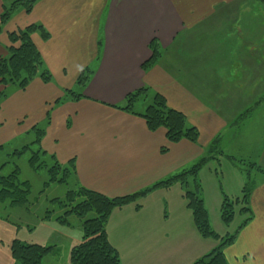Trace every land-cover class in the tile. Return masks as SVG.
Segmentation results:
<instances>
[{"label": "crops", "instance_id": "0c3cea01", "mask_svg": "<svg viewBox=\"0 0 264 264\" xmlns=\"http://www.w3.org/2000/svg\"><path fill=\"white\" fill-rule=\"evenodd\" d=\"M14 1L0 0V14ZM241 3L239 0H37L28 14L18 8L0 33V59L8 56L11 46L8 34L31 25L41 26L48 39L43 40L35 32L31 40L52 82L44 84L34 79L24 90L0 88L7 94L0 104L1 149L11 152L19 148L27 141L31 129L41 125L45 134L40 141L41 149L55 156L61 165L73 161L76 187L108 198L144 191L190 168L204 157L215 138L223 142L228 133L242 127L243 120H237L242 102L248 94L250 98L245 103L257 97L255 90L244 89L242 94L241 87L251 79L246 70H254L248 65V56H252L255 64L263 63L264 43L257 47L256 43L248 46L239 41L238 24L247 22L248 17L244 2ZM217 34L228 38V43L215 44ZM152 39L158 41L161 57L144 73L141 67L152 55L149 49ZM85 68L93 71V75L82 92L84 98L53 108L52 104L65 90L75 88L76 79ZM232 68L234 76L230 82V76L224 72ZM143 87L162 95L169 107L183 113L188 124L197 127L200 136L196 144L185 140L169 144L165 130L150 132L143 119L113 108L123 106L128 94ZM247 118L245 115L244 120ZM233 138L228 139L236 144ZM249 138L256 139V135ZM262 140L259 137L254 153L246 152L244 144L237 140L238 150L243 147V152L236 153L232 145L228 156L257 164L264 172ZM162 148L167 150L162 153ZM251 177L254 185L248 199L249 220L237 228L233 243L223 250L227 264H264V173L256 172ZM176 187L177 184L152 190L135 204L111 213L106 233L121 264H192L207 254L209 249H199L207 240H200L192 228L190 212L180 211L182 205L175 201L164 206L163 217L159 215L160 203L171 195L166 191ZM161 192L167 194L144 208L141 201ZM182 216L185 222H181ZM116 219L118 222L114 224ZM57 225L70 249L80 241V231L73 236L70 226L67 230ZM18 228L0 220V264H13L10 244L14 239L20 240ZM214 243L210 244L212 249ZM70 249L64 264H69ZM52 262H57L55 248L42 264Z\"/></svg>", "mask_w": 264, "mask_h": 264}, {"label": "trees", "instance_id": "16d2710c", "mask_svg": "<svg viewBox=\"0 0 264 264\" xmlns=\"http://www.w3.org/2000/svg\"><path fill=\"white\" fill-rule=\"evenodd\" d=\"M37 0H16L8 7H4L0 14V33L3 26L8 22L10 16L18 8H22L25 13H30L34 3ZM264 0H259L263 4ZM38 32L43 40H47L49 35L41 27L31 25L24 29H19L8 34V39L11 44L8 49V56L0 59V86H12L17 90H24L31 81L39 78L44 84L52 82V76L45 67L42 57L36 47L34 46L31 36ZM151 57L142 65V71L147 73L158 62L161 57V51L158 41L152 39L149 44ZM93 75V71L88 68L82 70L74 89L65 90L63 96L54 101V107L61 106L66 101H78L82 98V92L86 88ZM5 91H0V104L6 99ZM146 98L148 102L147 107L142 114H136L132 111L133 105L140 99ZM120 111L135 115L144 120L147 129L150 132H155L158 129L165 130V137L169 144H177L180 141H188L196 144L199 139V130L197 127L188 124L183 113L168 106L166 99L155 92L150 91L149 88H141L125 97L124 106L116 107ZM245 117L241 114L239 119ZM238 119V121H239ZM49 115H46V124L49 123ZM235 122L236 123H238ZM45 124V125H46ZM31 133L35 135L36 140L33 144L39 147L40 141L44 134L43 127H34ZM220 143L219 138H215L205 151L204 157L200 158L196 164L188 169H184L168 179L157 182L150 188L123 197L108 198L99 193L79 187L76 191L68 192L65 195L64 202H59L67 209L64 214L57 218V221L68 224L67 217L77 216L81 221L80 241L70 249L69 264H121L117 250L110 244L106 233V224L115 209L122 208L129 204H135L139 199L143 198L148 192L155 189H167L175 184L185 185L189 188L188 181L195 179L199 170L206 165L210 160H216L217 145ZM29 149V148H28ZM0 150L1 147H0ZM167 148H162L161 152H165ZM25 151V150H24ZM22 153L21 151H17ZM33 152V151H32ZM47 156V154L38 148L37 152L31 153L28 159L30 168L35 171L39 167L38 154ZM222 156L223 152L218 151ZM15 154V153H14ZM52 161V168L49 170L50 181L55 182L54 177L56 171H61L65 179L68 178L70 172H74L73 161L68 162L63 168L54 158V156H47ZM233 159V158H232ZM234 160V159H233ZM236 162V161H234ZM246 171L245 183L241 190L240 197L228 198L223 195L220 214L223 223L229 224L234 217L235 207H239V213L245 215L244 221L239 228L245 224L250 216L248 208V199L253 188L252 172L263 174V170L254 163L247 161H238ZM19 168L6 177L0 176V204L7 206L9 209L14 208H28V197L30 195V185L27 181H20ZM63 182V179H61ZM57 182H60L58 180ZM186 208L190 211L193 225L198 234L204 239H212L218 241V244L206 255L195 260L192 264H227L223 250L234 241L235 235L227 234L221 236L217 234L209 225L208 213L205 209L204 202L200 197V189L195 184V192L186 191L184 196ZM54 201V200H53ZM138 207V205H135ZM5 221V219L0 218ZM41 220H48L43 218ZM8 222V221H5ZM53 246H46L40 244H29L20 240L14 239L10 244V257L13 264H42L44 258L53 252Z\"/></svg>", "mask_w": 264, "mask_h": 264}, {"label": "rangeland", "instance_id": "374dc122", "mask_svg": "<svg viewBox=\"0 0 264 264\" xmlns=\"http://www.w3.org/2000/svg\"><path fill=\"white\" fill-rule=\"evenodd\" d=\"M239 1L242 3L244 2V9H246L244 13L248 14L247 22H241L238 24V26H241V40L239 41H242L241 43H244L248 46H254L255 43L257 46L260 44V42L264 43V2L262 4L259 3V0ZM253 15H255L256 18L253 19ZM255 34L257 38H255ZM228 40L229 39L222 34H217L214 39V43L219 46H223L224 43H228ZM258 57L259 56L257 54V59ZM248 65H251L250 67L254 68V70H246L247 74H251V79H247L246 85L240 89L242 94H244V89L248 91L255 90L254 96L257 95V97L249 103H245V101L246 99L250 98V94L247 95L244 101L242 95L239 97L244 104H242L243 106L239 112L240 114L238 115V119L241 114H245L248 118L246 120L242 118V127L239 126L234 132H232V134L228 133L224 141H221L217 145L218 151L223 152V155H219L218 157L217 154L219 153L217 151V154L215 155L217 158L216 160H212L211 155H209L210 160L199 170L197 177L195 179L191 178L188 181L189 188H187L185 185L177 184L176 188H172L171 191H166L170 192L171 195L162 200L159 205L161 206V212L159 214L161 217H163L166 213L164 206H171V204H175V201L177 205H182L180 211L186 214L189 210L184 207L185 201L183 196L186 191L195 192L196 184L200 189V197L203 200L205 209L208 213L209 225L217 234L223 237L227 234L233 235L240 226L241 222L244 221L245 216L239 213V207H235V214L232 221L229 224L223 223L221 219L220 208L223 195L227 196L228 198L240 197L242 187L245 183L246 174L244 171H246V169L241 167L242 163L238 162L242 161L240 158L233 160L230 156H228L230 147L234 145L233 151L236 153H242L243 147H241L240 151L238 148L240 147V144H244L243 146L244 148L246 147V152L250 150L252 153H254V147L256 143L258 144L259 137L263 139L262 141L264 143V55L263 63L261 65L258 63L255 64L252 60V56L249 55ZM224 73L230 76L229 81L232 82L234 68L225 71ZM255 83L256 86H254ZM231 85H233V83ZM8 87L12 86H0V88ZM222 87L229 88V86ZM232 89L236 90L237 87H232ZM0 91L2 90L0 89ZM150 91L152 90L150 89ZM228 92L229 91H225V94ZM259 94L261 96L260 98ZM148 102L149 101H147L146 98L140 99L133 105L132 111L136 114H142L144 109L147 107ZM230 104L233 105L234 101H231ZM123 106H115L113 108L116 109V107ZM52 107L54 108L53 104ZM239 109L240 108H238V110ZM49 114L50 113L48 112L47 115ZM36 127L41 128L43 126L38 125ZM252 134L254 136L256 135V139L250 140L249 137ZM260 134H262V136H260ZM231 136L234 137L233 142H236V144H232V141L228 139ZM35 140V135L31 133L27 141L22 143L19 148H15L11 152L0 150V176L6 177L11 174L15 168H19L20 181H27L30 185L28 208L9 209L7 206L0 204V218L5 219V221H8L11 224L19 226V239L21 241L29 244L31 243L53 246V248H55L57 251V262H52V264H64L63 261H66L65 256L67 249H70V244L67 243L63 233L57 230L59 228L56 229V225L58 224L57 226L61 227V229L67 230L70 226L69 230L74 236L80 231L79 226H81V221L77 216L74 215L67 217L66 220L68 224L57 221L56 219L61 217L64 212L67 211V209H65L66 207L63 208L64 205H61L58 203V201L64 202L65 195L68 192L76 191V189L80 186L76 187L74 184V176L72 172H70L68 178L65 179L63 173L60 170L56 171L54 176L56 178L55 182H51L49 170L52 168L53 163L47 156L53 155H48L45 151L44 152L47 154L46 157L42 156L40 153L38 154V169L33 171L30 168L27 161L30 158L31 153L37 152L38 148L41 149L40 145L38 147L36 144H33ZM237 140L240 142V144L237 143ZM17 151H21L22 153L20 154ZM243 161L245 162V160ZM61 166L66 168L64 165ZM252 173V175H256L255 172ZM61 179H63V182ZM58 180H60V182H57ZM181 189L182 192L180 191ZM166 192H161L157 195H151L150 200L141 201V204L144 205V208H147V206H152V203L154 201H160L165 196V194H167ZM180 192L182 194H180ZM168 210L169 209H167V211ZM189 216L190 220H192L191 213ZM179 217L180 216H177V219ZM43 218H47L48 220H41ZM117 222L118 219H116V222L113 223L117 224ZM181 222H185L184 216L181 217ZM192 228L195 229L194 225H192ZM200 240L203 241L201 236ZM206 240L207 242H205L204 245L203 243L200 244V251L203 249H209L208 251H210L212 249L210 247L211 242H215V246L218 244V241H214L212 239ZM47 242L51 244H46ZM70 243H74V241H71ZM208 251L206 253H209Z\"/></svg>", "mask_w": 264, "mask_h": 264}]
</instances>
